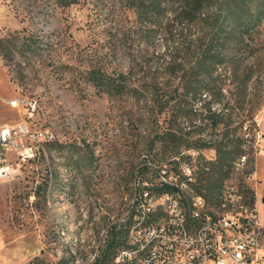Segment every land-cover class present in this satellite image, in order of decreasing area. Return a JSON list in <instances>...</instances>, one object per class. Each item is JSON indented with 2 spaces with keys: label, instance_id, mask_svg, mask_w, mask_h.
Returning <instances> with one entry per match:
<instances>
[{
  "label": "rangeland",
  "instance_id": "obj_1",
  "mask_svg": "<svg viewBox=\"0 0 264 264\" xmlns=\"http://www.w3.org/2000/svg\"><path fill=\"white\" fill-rule=\"evenodd\" d=\"M174 6L142 20L125 0H0V38L33 32L42 45L15 51L9 62L0 53V125L25 124L19 144L35 146L13 175L0 172V264H94L113 225L124 224L128 239L136 175L156 182L159 166L194 147L215 158L201 178H217L218 155L204 139L227 130L251 143L240 146L248 165L231 167L223 187L238 188L244 200L254 190L264 223V22L251 41L256 51L215 72L206 101L229 108L215 124L206 106L196 103L193 113L191 97L175 93L174 61L186 56L194 28L176 20ZM45 129L52 139L30 136ZM167 130L184 143L164 141ZM118 256L113 264H129Z\"/></svg>",
  "mask_w": 264,
  "mask_h": 264
},
{
  "label": "built area",
  "instance_id": "obj_2",
  "mask_svg": "<svg viewBox=\"0 0 264 264\" xmlns=\"http://www.w3.org/2000/svg\"><path fill=\"white\" fill-rule=\"evenodd\" d=\"M207 96L205 93L197 103L203 106ZM29 105L35 110L37 101L30 100ZM218 105L222 104L210 101V110L219 113ZM228 112L226 107V113L219 114ZM27 134L23 123L0 125V172L6 177L19 170L22 161L35 156L34 145L19 144V137ZM30 136L39 140L54 137L49 129ZM250 143L246 138L244 145ZM213 161L215 158L202 155L201 149L191 147L174 156L171 166H159L156 182L136 175L127 213L129 223H136V231H131L130 242L119 249L120 263L136 245L147 243L149 254L142 264H264V223L257 203L245 201L240 190L229 185L221 188L216 201L197 189L201 172L209 174ZM248 163L249 155L244 153L233 161L232 168L241 170ZM161 186L168 189L160 192ZM148 207H156V221L139 228V218L146 216Z\"/></svg>",
  "mask_w": 264,
  "mask_h": 264
},
{
  "label": "trees",
  "instance_id": "obj_3",
  "mask_svg": "<svg viewBox=\"0 0 264 264\" xmlns=\"http://www.w3.org/2000/svg\"><path fill=\"white\" fill-rule=\"evenodd\" d=\"M52 1L61 6H69L78 0ZM125 1L142 20L163 18L169 10V4L173 3L176 20L180 23L189 22L194 28V33L192 28L190 29L184 45L186 56L175 58L174 61V67L181 71L179 87L175 93L185 98L191 97L190 109L193 113H198L195 104L212 88L215 72L221 65L239 66L245 58L256 51L251 41L255 39V34L264 22V0ZM41 46L38 34L33 32L29 34L17 32L0 38V53L7 62L15 51L32 54ZM91 74L92 78L97 79L101 85H107L108 82L105 81L100 70H93ZM220 93L222 94L221 91ZM209 104L210 101H205L203 106L208 108L209 117L218 124L226 115L219 113H226V108H219V113H216L210 110ZM163 135L164 141L173 142L177 147L184 143L183 137L172 130H167ZM245 141L246 138L236 137L231 130H227L225 135L212 134L210 139H204L203 145L216 149L218 156L214 166L220 175L217 178H200L196 186L198 191L211 201H216L233 161L241 154L247 153L240 148ZM167 189L163 186L158 187L160 192ZM245 200H249L247 202L251 204L256 203L254 190L246 189ZM123 225L115 224L111 227L102 254L94 264H113L119 249L126 244L127 233L123 230Z\"/></svg>",
  "mask_w": 264,
  "mask_h": 264
},
{
  "label": "bare ground",
  "instance_id": "obj_4",
  "mask_svg": "<svg viewBox=\"0 0 264 264\" xmlns=\"http://www.w3.org/2000/svg\"><path fill=\"white\" fill-rule=\"evenodd\" d=\"M127 218L129 219V217ZM150 221H156V207L146 208V216H140L139 218V228H147V225L150 224ZM129 225L130 233L128 235L127 242H130L131 231H136V223H130ZM147 254H149V246L147 243H139L136 245L135 250L130 251L124 260H126L129 264H142V262L145 261ZM118 259L120 260L119 256Z\"/></svg>",
  "mask_w": 264,
  "mask_h": 264
}]
</instances>
